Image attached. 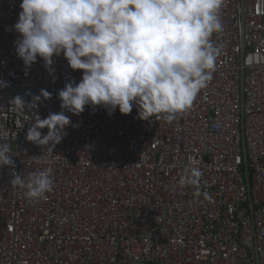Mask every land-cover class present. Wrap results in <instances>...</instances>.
Listing matches in <instances>:
<instances>
[{
	"label": "built area",
	"instance_id": "built-area-1",
	"mask_svg": "<svg viewBox=\"0 0 264 264\" xmlns=\"http://www.w3.org/2000/svg\"><path fill=\"white\" fill-rule=\"evenodd\" d=\"M21 0H0V264H264V0H224L212 79L174 120L86 107L50 150L26 140L79 82L61 55L25 68L15 52ZM21 111L14 97L31 101ZM46 134L47 129L41 130ZM52 169L34 201L11 186ZM195 184L179 181L190 169Z\"/></svg>",
	"mask_w": 264,
	"mask_h": 264
},
{
	"label": "clouds",
	"instance_id": "clouds-1",
	"mask_svg": "<svg viewBox=\"0 0 264 264\" xmlns=\"http://www.w3.org/2000/svg\"><path fill=\"white\" fill-rule=\"evenodd\" d=\"M224 0H21L12 26L17 57L25 68L42 60L52 74L53 58L61 55L79 70L58 91L59 112L49 113L28 128L26 140L52 151L65 137L70 116L86 107L108 115L118 109L147 121L158 116L169 122L188 110L215 71L218 49L211 36L222 30ZM51 98L41 89L31 101L17 95L21 111L35 110ZM42 129H47L46 134ZM11 145L0 142V166L13 167ZM200 172L190 169L179 181L195 184ZM11 186L34 201L54 188L52 169L45 167L25 179L12 173Z\"/></svg>",
	"mask_w": 264,
	"mask_h": 264
}]
</instances>
